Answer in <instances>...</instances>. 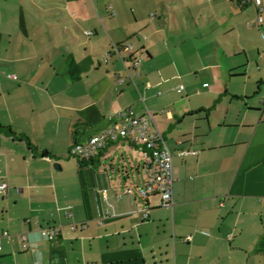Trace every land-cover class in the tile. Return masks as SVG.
Wrapping results in <instances>:
<instances>
[{
    "label": "crops",
    "instance_id": "obj_1",
    "mask_svg": "<svg viewBox=\"0 0 264 264\" xmlns=\"http://www.w3.org/2000/svg\"><path fill=\"white\" fill-rule=\"evenodd\" d=\"M260 1L0 0V264H264ZM121 112L163 136L172 206L127 186L128 139L70 154Z\"/></svg>",
    "mask_w": 264,
    "mask_h": 264
},
{
    "label": "built area",
    "instance_id": "obj_2",
    "mask_svg": "<svg viewBox=\"0 0 264 264\" xmlns=\"http://www.w3.org/2000/svg\"><path fill=\"white\" fill-rule=\"evenodd\" d=\"M260 0H254L255 5H260ZM263 21L261 16L257 17V22ZM86 31L85 34H90ZM126 51L132 50V44L127 43L123 45ZM132 65L136 67L139 59L136 57L131 58ZM15 78V74L12 75ZM183 90V86L179 85L178 92ZM149 118L145 116H135L126 112L119 114V119L111 127L105 131L92 135L86 142L76 143L70 148V154L77 157L81 161H89L102 150L113 145L121 139H128L130 143L137 146L142 156V168L145 172V181L141 186L136 188L137 194L142 198H148L150 195H158L160 198V205L172 206L173 205V174H172V155L166 146L161 133L150 131L149 119H152L150 113ZM190 149H183L178 151V154L184 155L191 153ZM5 188L4 184L0 185V189ZM131 190H126L124 193H113L114 197L119 200L123 194H131ZM101 198L107 206L104 214L115 216L117 215L114 205L108 198V189L101 190ZM143 218H148L147 211H143ZM99 223H102L100 221ZM85 225L82 224V228ZM59 231V227L50 225L43 227L40 234L48 240H53ZM2 235L7 236L8 231H3ZM21 248L23 250L28 248V242L25 235H21ZM1 250V245H0Z\"/></svg>",
    "mask_w": 264,
    "mask_h": 264
},
{
    "label": "rangeland",
    "instance_id": "obj_3",
    "mask_svg": "<svg viewBox=\"0 0 264 264\" xmlns=\"http://www.w3.org/2000/svg\"><path fill=\"white\" fill-rule=\"evenodd\" d=\"M264 17V15H263ZM136 156L138 153H135ZM132 159V158H131ZM135 174V178L131 180H127V186L131 187L133 190L136 189L135 186H141L143 184V179H142V174H137V172L134 173ZM142 183V184H141Z\"/></svg>",
    "mask_w": 264,
    "mask_h": 264
},
{
    "label": "trees",
    "instance_id": "obj_4",
    "mask_svg": "<svg viewBox=\"0 0 264 264\" xmlns=\"http://www.w3.org/2000/svg\"><path fill=\"white\" fill-rule=\"evenodd\" d=\"M3 130V126L0 124V131H2ZM45 154V153H44Z\"/></svg>",
    "mask_w": 264,
    "mask_h": 264
}]
</instances>
